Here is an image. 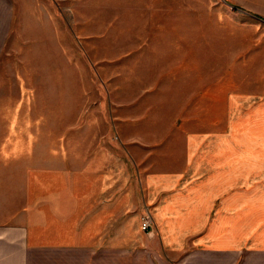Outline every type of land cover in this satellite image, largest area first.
Wrapping results in <instances>:
<instances>
[{"label": "rangeland", "instance_id": "obj_1", "mask_svg": "<svg viewBox=\"0 0 264 264\" xmlns=\"http://www.w3.org/2000/svg\"><path fill=\"white\" fill-rule=\"evenodd\" d=\"M251 15L264 20V0H39L0 39V169L29 170L32 202L107 193L113 218L122 160L170 161L186 133L230 131L233 97L252 100L243 116L262 107Z\"/></svg>", "mask_w": 264, "mask_h": 264}, {"label": "crops", "instance_id": "obj_2", "mask_svg": "<svg viewBox=\"0 0 264 264\" xmlns=\"http://www.w3.org/2000/svg\"><path fill=\"white\" fill-rule=\"evenodd\" d=\"M38 6L0 0V39ZM231 103L230 131L186 133L182 157L122 160L113 218L117 201L107 193L103 204L73 188L32 202L29 170L0 169V264H264V103L245 116L252 100ZM146 214L149 233L141 228ZM112 224L122 239L105 236ZM130 232L141 238L128 239Z\"/></svg>", "mask_w": 264, "mask_h": 264}, {"label": "built area", "instance_id": "obj_3", "mask_svg": "<svg viewBox=\"0 0 264 264\" xmlns=\"http://www.w3.org/2000/svg\"><path fill=\"white\" fill-rule=\"evenodd\" d=\"M141 228L143 232L149 233L151 230V219L149 215H145L141 220Z\"/></svg>", "mask_w": 264, "mask_h": 264}, {"label": "water", "instance_id": "obj_4", "mask_svg": "<svg viewBox=\"0 0 264 264\" xmlns=\"http://www.w3.org/2000/svg\"><path fill=\"white\" fill-rule=\"evenodd\" d=\"M251 16L254 17V18H256V19H258V20H260V21H263L264 22V20H262V19H260L258 17H255L254 15H251Z\"/></svg>", "mask_w": 264, "mask_h": 264}]
</instances>
